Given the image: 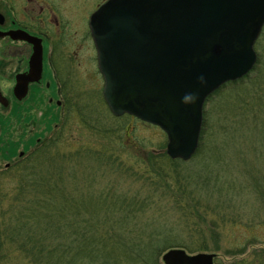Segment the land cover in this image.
Returning <instances> with one entry per match:
<instances>
[{
  "label": "trees",
  "instance_id": "trees-1",
  "mask_svg": "<svg viewBox=\"0 0 264 264\" xmlns=\"http://www.w3.org/2000/svg\"><path fill=\"white\" fill-rule=\"evenodd\" d=\"M254 47L252 70L206 99L199 145L187 161L169 158L164 144L160 153L125 161L106 146L64 152L60 141L36 142L6 168L15 186L7 191L0 185V264H164L159 258L169 249L207 250L205 234L214 239L224 225H264V173L243 161L238 200L224 158L207 157L227 128L225 120L236 126V136L252 125L262 134L255 141H264V26ZM214 100L222 122L208 132ZM230 102L233 111L226 108ZM250 199L257 211L247 209Z\"/></svg>",
  "mask_w": 264,
  "mask_h": 264
},
{
  "label": "water",
  "instance_id": "water-1",
  "mask_svg": "<svg viewBox=\"0 0 264 264\" xmlns=\"http://www.w3.org/2000/svg\"><path fill=\"white\" fill-rule=\"evenodd\" d=\"M263 26L264 0H108L89 21L104 101L114 116L159 127L168 157L187 161L198 148L205 100L251 71ZM214 258L181 248L161 256L164 264Z\"/></svg>",
  "mask_w": 264,
  "mask_h": 264
},
{
  "label": "rangeland",
  "instance_id": "rangeland-1",
  "mask_svg": "<svg viewBox=\"0 0 264 264\" xmlns=\"http://www.w3.org/2000/svg\"><path fill=\"white\" fill-rule=\"evenodd\" d=\"M104 1L52 0L58 15L62 19H68L70 24V30L66 32L67 42L80 41L79 45L74 44L75 47L80 48L78 49L81 60L78 66L80 75L79 77L73 75L75 78L68 81L71 90L69 89L64 97L67 107L65 110L52 105L47 113L41 114L45 108L39 104L37 105L39 109L28 106V111L25 110L26 108L9 113H3L0 110V185L3 189L10 191L16 184L12 173H6V164H13L19 159L20 152L26 155L38 140L45 138L48 140L50 138V141H60L59 147L64 152H73L85 146L92 148L106 146L108 149L119 152L120 157L125 161H133V156L147 151L160 153L162 144L166 145V135L159 127L131 116L116 117L103 99V81L98 73L94 45L89 37L87 23L91 13ZM61 69L67 83L65 65H62ZM230 104L231 102L226 104V108L228 111H233ZM206 106L205 104L204 108ZM211 110L206 122L208 132L211 131V126L217 129L222 122V114L216 106V100L211 101ZM79 113L83 114L84 119L89 120L88 124L83 121V116L81 118ZM226 114L230 117V113L226 112ZM89 122L93 123L94 128H89L91 125ZM223 122L227 128L223 134L220 133L218 142L209 145L207 157L209 162L211 157L224 158L227 164L225 174L231 180L232 194L236 192L237 199L240 200L238 190L245 182L243 161L251 169L255 163L256 169L261 174L264 173V141H255L254 138L260 139L262 134L259 129H253L252 125L244 127L243 132L237 133L238 136H236L233 131L236 126L226 120ZM263 125L262 123L260 126L263 127ZM99 127L103 128L104 132L98 131ZM55 136H57L56 140ZM251 149L257 153L256 156ZM247 196L249 197L248 194L243 197ZM238 200L235 205L243 207V202ZM244 202L246 206H250L247 209L251 212L257 211L255 208L257 203L254 199ZM247 209L244 211L246 216H249ZM260 216L262 217V214ZM219 233L217 237L214 235V239L208 233L205 234L207 250L202 251L215 254V264H251L254 259H260L264 264V225L227 224L220 228ZM161 256L159 261L163 263ZM17 262L24 264L20 259Z\"/></svg>",
  "mask_w": 264,
  "mask_h": 264
},
{
  "label": "flooded vegetation",
  "instance_id": "flooded-vegetation-1",
  "mask_svg": "<svg viewBox=\"0 0 264 264\" xmlns=\"http://www.w3.org/2000/svg\"><path fill=\"white\" fill-rule=\"evenodd\" d=\"M69 30L68 19L58 15L52 0H0V110L3 113L25 108L28 111V106L39 109L38 104L45 108L41 114L47 113L52 105L67 108L64 97L71 90L68 81L75 78L73 75L79 77L81 64L80 48L74 46L80 41L67 42ZM88 32L92 40L89 26ZM93 50L96 56L94 47ZM62 65L67 83L62 76ZM23 155L20 152L18 158ZM9 166L7 163L5 168Z\"/></svg>",
  "mask_w": 264,
  "mask_h": 264
}]
</instances>
